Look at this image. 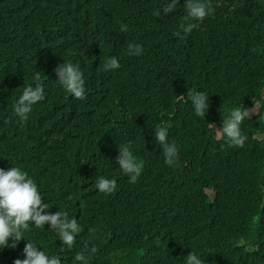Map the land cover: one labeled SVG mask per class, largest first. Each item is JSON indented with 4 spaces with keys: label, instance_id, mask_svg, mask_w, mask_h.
<instances>
[{
    "label": "trees",
    "instance_id": "obj_1",
    "mask_svg": "<svg viewBox=\"0 0 264 264\" xmlns=\"http://www.w3.org/2000/svg\"><path fill=\"white\" fill-rule=\"evenodd\" d=\"M166 2L0 0V168L22 167L46 211L81 225L63 251L47 224L30 228L61 264L79 251L88 264H184L189 251L204 264H264V0H209L212 13L196 22L184 0L163 14ZM130 42L140 55L127 54ZM108 56L119 68L104 70ZM63 60L79 66L83 100L55 83ZM37 82L44 100L21 122L12 105ZM190 91L208 95L202 118ZM254 103L243 146L228 145L216 129ZM159 127L178 146L174 166L163 163ZM126 142L142 161L134 184L115 163ZM99 176L116 181L113 192L97 191ZM24 243L0 249V264L22 259Z\"/></svg>",
    "mask_w": 264,
    "mask_h": 264
},
{
    "label": "clouds",
    "instance_id": "obj_2",
    "mask_svg": "<svg viewBox=\"0 0 264 264\" xmlns=\"http://www.w3.org/2000/svg\"><path fill=\"white\" fill-rule=\"evenodd\" d=\"M176 6L177 0H167L162 6V13L168 14ZM183 6L186 11L185 19L193 22L202 20L213 11L209 0H184ZM194 26V23L180 25L185 32ZM119 30L125 32L127 26L121 23ZM141 52L140 44L130 42L127 45L128 55L138 56ZM119 66V61L114 56L106 57L102 65L104 70H114ZM53 71L56 77L55 83L66 93L74 99L83 100L85 98L84 79L77 64L63 60ZM177 99L183 101L184 98L177 97ZM42 100H44V91L41 84L37 82L34 86L23 87L22 92L12 105V110L16 117L23 122L28 119L33 105ZM187 101L190 103L194 115L202 118L209 106L208 95L203 91H190L187 92ZM250 113L251 108L233 107L227 117L222 120L219 129H216L217 135L223 137L230 146L242 147L246 137L242 134L240 125L245 117H249ZM153 134L155 142L160 146L164 165H176L178 146L167 138L166 128L159 127ZM115 163L121 173L127 177L128 182L134 184L141 174L142 161L134 155L129 143L119 145ZM115 185L114 179L103 176L97 177L95 183L97 191L104 194L113 192ZM47 208L48 205L42 202L41 194L33 178L22 167L13 163L7 168H0V249L15 248L21 239L25 241L21 250L23 258L14 259L12 264H61V259L57 254L46 252L29 237L30 228H43L47 224V230L54 232L60 241L61 251L72 248L77 234L82 231L81 225L76 219L68 217L66 212L49 213L45 210ZM89 232H94V229H89ZM87 250L95 251L94 248ZM76 262L88 264V256L84 251H79L73 256L72 264H76ZM184 264H204L203 257L194 251H189L184 256Z\"/></svg>",
    "mask_w": 264,
    "mask_h": 264
},
{
    "label": "rangeland",
    "instance_id": "obj_3",
    "mask_svg": "<svg viewBox=\"0 0 264 264\" xmlns=\"http://www.w3.org/2000/svg\"><path fill=\"white\" fill-rule=\"evenodd\" d=\"M257 107H258V104H257V103L253 104V106H252V108H251V113L249 114V116H251L252 114L255 113ZM207 193H208L209 195H211V192H210V191H208Z\"/></svg>",
    "mask_w": 264,
    "mask_h": 264
}]
</instances>
